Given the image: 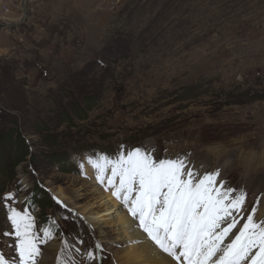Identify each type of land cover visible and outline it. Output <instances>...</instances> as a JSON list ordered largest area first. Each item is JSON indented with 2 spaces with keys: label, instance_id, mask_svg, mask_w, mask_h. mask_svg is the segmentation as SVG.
I'll return each mask as SVG.
<instances>
[{
  "label": "rangeland",
  "instance_id": "obj_1",
  "mask_svg": "<svg viewBox=\"0 0 264 264\" xmlns=\"http://www.w3.org/2000/svg\"><path fill=\"white\" fill-rule=\"evenodd\" d=\"M50 6L28 0L20 28L0 16V195L35 221L37 264L51 245L53 264H117L113 224L105 242L51 192L112 195L86 162L95 153L140 147L218 170L264 226V0H74L53 23ZM13 240L0 235V255Z\"/></svg>",
  "mask_w": 264,
  "mask_h": 264
},
{
  "label": "snow or ice",
  "instance_id": "obj_2",
  "mask_svg": "<svg viewBox=\"0 0 264 264\" xmlns=\"http://www.w3.org/2000/svg\"><path fill=\"white\" fill-rule=\"evenodd\" d=\"M86 162L120 202L116 211L126 209L130 227L146 234L145 240L159 250H149L153 258L163 253L176 264H264V226L252 214L246 220L240 215L246 193L218 182V170L200 175L184 157L156 161L140 147L111 156L91 154ZM11 199L12 194L0 195L10 222V230L0 235L14 237L9 245L13 255H0V264H37L41 237L34 231L35 221L27 211L5 203ZM240 220L245 222L237 228ZM50 235L51 228L44 229V237ZM88 256L95 258L94 252Z\"/></svg>",
  "mask_w": 264,
  "mask_h": 264
},
{
  "label": "bare ground",
  "instance_id": "obj_3",
  "mask_svg": "<svg viewBox=\"0 0 264 264\" xmlns=\"http://www.w3.org/2000/svg\"><path fill=\"white\" fill-rule=\"evenodd\" d=\"M92 188L96 197L89 199L84 197L80 190H77L72 195L67 194L63 189L50 191L53 193L55 199L64 207L72 211H79L84 216L83 218L93 227L95 232L91 230V226L86 222L90 230L95 234H103L105 242V239H109L107 237L109 234L105 228L109 223L113 224L118 231L119 239L124 243V248L115 252V262L117 264H176L174 260H171L170 257H167L163 253H159L158 258H153L148 255L149 250L156 252H159V250L155 249L151 241L145 240L146 234L130 227V220L132 218L125 210L116 211V209L120 208L118 200L116 201L111 194L102 192L98 186L92 185ZM258 215H264V207L259 209ZM137 240H144V243L138 244L135 242ZM84 245L83 243L82 251ZM47 248L51 249V252L42 256L43 259L41 258L42 261L40 260V264L54 263L57 248L53 245Z\"/></svg>",
  "mask_w": 264,
  "mask_h": 264
},
{
  "label": "built area",
  "instance_id": "obj_4",
  "mask_svg": "<svg viewBox=\"0 0 264 264\" xmlns=\"http://www.w3.org/2000/svg\"><path fill=\"white\" fill-rule=\"evenodd\" d=\"M27 5L28 0H0V16L17 15L13 23L17 25L15 27L20 28L24 21L29 19Z\"/></svg>",
  "mask_w": 264,
  "mask_h": 264
},
{
  "label": "crops",
  "instance_id": "obj_5",
  "mask_svg": "<svg viewBox=\"0 0 264 264\" xmlns=\"http://www.w3.org/2000/svg\"><path fill=\"white\" fill-rule=\"evenodd\" d=\"M43 1H44V4H46L48 7H49V5H52V7L50 6V9L48 8L49 12H47L48 13L47 15L51 16L50 20L52 22H50V23H53L54 21H60L61 20L60 15H62L63 10L62 11L60 9L57 10L56 6L68 4V3H70V1L74 2V0H43ZM74 29H77V28L75 27Z\"/></svg>",
  "mask_w": 264,
  "mask_h": 264
},
{
  "label": "trees",
  "instance_id": "obj_6",
  "mask_svg": "<svg viewBox=\"0 0 264 264\" xmlns=\"http://www.w3.org/2000/svg\"><path fill=\"white\" fill-rule=\"evenodd\" d=\"M22 140H23L24 143H26L24 138H22Z\"/></svg>",
  "mask_w": 264,
  "mask_h": 264
},
{
  "label": "water",
  "instance_id": "obj_7",
  "mask_svg": "<svg viewBox=\"0 0 264 264\" xmlns=\"http://www.w3.org/2000/svg\"><path fill=\"white\" fill-rule=\"evenodd\" d=\"M9 28H11V27H9Z\"/></svg>",
  "mask_w": 264,
  "mask_h": 264
}]
</instances>
